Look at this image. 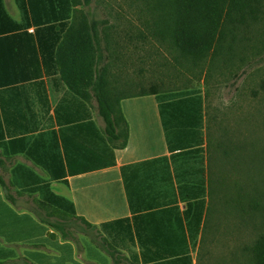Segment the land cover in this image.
<instances>
[{"label":"crops","instance_id":"crops-1","mask_svg":"<svg viewBox=\"0 0 264 264\" xmlns=\"http://www.w3.org/2000/svg\"><path fill=\"white\" fill-rule=\"evenodd\" d=\"M72 10V0H0V264H196L200 235L185 212L207 201L205 120L162 115L159 94L123 99L128 137L114 164L67 170L66 154L109 146L95 109L55 69ZM51 194L93 239L77 247L43 220Z\"/></svg>","mask_w":264,"mask_h":264},{"label":"rangeland","instance_id":"rangeland-1","mask_svg":"<svg viewBox=\"0 0 264 264\" xmlns=\"http://www.w3.org/2000/svg\"><path fill=\"white\" fill-rule=\"evenodd\" d=\"M73 1L75 22H86L98 41L103 88L100 94L90 88L87 102L103 126L99 101L104 102L112 92L136 93L155 86L166 103L184 96H200L212 165L213 145L216 139L222 140L224 179L227 181L230 176L239 185L252 183L264 193V23L251 30L248 41L232 62L199 74L178 71L158 54V44L138 21L137 0ZM228 147L232 151L230 160L225 153ZM44 212L43 220L77 247L82 235L95 237L92 228L61 214V209ZM261 222L247 225L227 215L218 217L205 240L195 244L196 264L247 263L255 241L264 235Z\"/></svg>","mask_w":264,"mask_h":264},{"label":"trees","instance_id":"trees-1","mask_svg":"<svg viewBox=\"0 0 264 264\" xmlns=\"http://www.w3.org/2000/svg\"><path fill=\"white\" fill-rule=\"evenodd\" d=\"M137 3L139 23L150 39L158 44V54H162L166 62L178 71L204 74L207 69L212 71L227 65L244 47L251 30L264 23V0H137ZM75 16L72 15L71 25L59 43L55 69L66 87L81 101L87 102L90 100V88L98 94L103 88L101 55L92 27L86 22L77 24ZM159 93L155 86H151L136 93L112 92L104 102L99 101V113L105 123L104 136L109 144L108 153L105 149L98 155L88 145L81 157L73 158L66 154L68 172L73 175L112 166L113 150L124 148L128 137L121 100ZM160 108L162 115L170 110L173 120H182L187 126H198L205 118L200 96L173 99L161 103ZM117 141L120 143L115 144ZM221 142L216 139L213 145V166L207 133V201L196 200L185 212L186 217L191 218L196 237L200 235L199 244L222 215L247 225L257 220L264 223V193L252 183L239 185L230 176H227V181L224 179ZM242 150L245 152L244 146ZM225 153L230 160L232 151L229 147ZM262 155L264 158V153ZM63 177L54 176L55 179ZM48 202L54 212L61 209V214L77 218L72 203L52 194ZM245 264H264V235L255 241Z\"/></svg>","mask_w":264,"mask_h":264}]
</instances>
